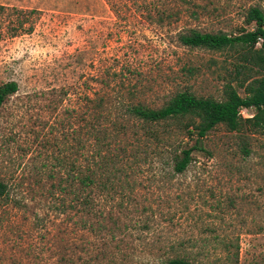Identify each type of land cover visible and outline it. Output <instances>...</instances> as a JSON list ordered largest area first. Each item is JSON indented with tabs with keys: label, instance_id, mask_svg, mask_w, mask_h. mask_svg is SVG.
<instances>
[{
	"label": "rangeland",
	"instance_id": "1",
	"mask_svg": "<svg viewBox=\"0 0 264 264\" xmlns=\"http://www.w3.org/2000/svg\"><path fill=\"white\" fill-rule=\"evenodd\" d=\"M0 5V85H19L0 107V178L11 191L10 202L0 199V264H264V134L219 125L174 174L173 144L195 138L163 132L166 147L148 146L125 111L128 103L161 107L184 90L220 98L236 57L185 46L179 32L254 29L247 13L264 11V0ZM87 115L107 116L114 134L127 123L123 136L140 146L141 162L119 164L112 197L97 189L90 211L61 208L71 196L50 191L70 168L59 159L85 164L86 150L72 147L87 137Z\"/></svg>",
	"mask_w": 264,
	"mask_h": 264
},
{
	"label": "trees",
	"instance_id": "2",
	"mask_svg": "<svg viewBox=\"0 0 264 264\" xmlns=\"http://www.w3.org/2000/svg\"><path fill=\"white\" fill-rule=\"evenodd\" d=\"M4 7L0 5L2 9H5ZM195 16L197 17L196 13ZM246 22H254L256 27L245 29L238 34L222 30L203 31L194 27L179 32L178 39L185 46L232 52L236 57L233 67L226 66L220 98L200 96L193 91L184 90L177 92L161 107H150L141 102L125 105L129 118L136 120L144 131L145 144L148 146L156 142L160 148L166 147L168 139L162 135L163 132L176 131L178 135L195 138V144L189 147H183L180 143L176 146L173 144L168 164L171 163L174 174L183 173L188 168L193 160V152L204 149L203 140L219 125H224L229 131L236 133L247 130L264 134V11L257 6L251 7ZM24 24L22 20L11 30L17 33ZM31 29L30 27L29 30ZM18 89L19 85L14 80L1 84L0 107L7 97ZM250 108L255 109L252 116L243 117L241 110ZM84 120L87 137L77 140L78 144L72 148H75L77 153L81 148L86 150L85 164H79L75 160L65 164L66 159H59L62 165L70 168L66 169L65 178L53 183V190L50 192H54L52 195L55 196L56 192L63 191L71 196L68 203L62 202L61 208L67 205L83 206L81 210L90 211L95 203L97 189L106 197H112L115 178L119 176V172L123 173L121 169L118 171L119 164L135 169L141 162V148L136 142L124 138L123 135H128L127 123H122L114 134L104 123L108 120L107 116L87 115ZM161 127L164 128L163 131ZM244 151L249 153L247 148ZM100 176H104L103 181L98 179ZM0 199L11 201L9 185L1 178ZM96 212L98 213L95 210ZM100 214L102 213L99 212ZM164 264L195 263L176 257L167 259Z\"/></svg>",
	"mask_w": 264,
	"mask_h": 264
},
{
	"label": "built area",
	"instance_id": "3",
	"mask_svg": "<svg viewBox=\"0 0 264 264\" xmlns=\"http://www.w3.org/2000/svg\"><path fill=\"white\" fill-rule=\"evenodd\" d=\"M243 110H244V109L241 110V114H242V111H243Z\"/></svg>",
	"mask_w": 264,
	"mask_h": 264
}]
</instances>
